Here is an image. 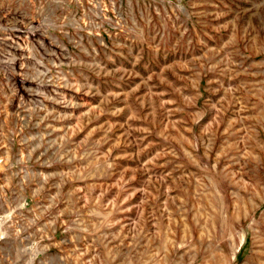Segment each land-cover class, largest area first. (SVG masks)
<instances>
[{
  "label": "rangeland",
  "instance_id": "1",
  "mask_svg": "<svg viewBox=\"0 0 264 264\" xmlns=\"http://www.w3.org/2000/svg\"><path fill=\"white\" fill-rule=\"evenodd\" d=\"M0 264H264V0H0Z\"/></svg>",
  "mask_w": 264,
  "mask_h": 264
}]
</instances>
